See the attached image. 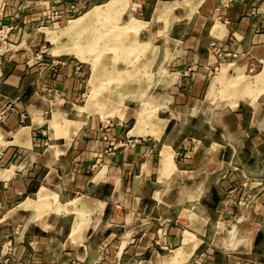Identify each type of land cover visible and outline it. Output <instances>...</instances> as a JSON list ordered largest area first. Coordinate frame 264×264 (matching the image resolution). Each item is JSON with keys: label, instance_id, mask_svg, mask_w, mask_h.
Here are the masks:
<instances>
[{"label": "crops", "instance_id": "crops-1", "mask_svg": "<svg viewBox=\"0 0 264 264\" xmlns=\"http://www.w3.org/2000/svg\"><path fill=\"white\" fill-rule=\"evenodd\" d=\"M104 1L0 0V27L14 26L9 42L17 48H0V264L10 243L12 262L21 264H189L198 256L208 264H264V189L252 186L253 198L237 205L246 193L237 191L238 180L250 173L228 172L264 146V89L256 106L250 96L232 104L208 94L215 67L225 72L217 90L227 68L234 77L264 64V0H129V17L149 23L140 38L157 49L154 96L140 102L158 106L154 115L141 111L145 126L134 115L135 84L125 85L129 96L104 118L95 107L108 99L76 112L91 93L85 61L52 52L28 62L27 48L41 45L46 29ZM161 67L171 75L168 86L156 84ZM193 119L210 124L199 128L207 136L190 135ZM191 144L193 168L180 169L177 150ZM166 182L175 183L169 197ZM169 206L176 215H166ZM205 244L219 248L199 255ZM184 245L196 248L172 262Z\"/></svg>", "mask_w": 264, "mask_h": 264}, {"label": "rangeland", "instance_id": "rangeland-1", "mask_svg": "<svg viewBox=\"0 0 264 264\" xmlns=\"http://www.w3.org/2000/svg\"><path fill=\"white\" fill-rule=\"evenodd\" d=\"M106 1L102 2L103 5H97V6L90 8L89 10L91 11L88 10L89 11V12L87 11L88 13L87 12L84 13L85 16L84 14H82L81 16L77 18H80L82 16L84 17L80 19H77V18L70 19V21L73 19H77L73 21L77 22V25H78L75 29H72L71 31H68L67 29L70 21L64 27L60 29H53L55 28L53 26L49 29H46V33L45 32L42 33L44 36H43V42L41 43V45L33 44L27 48V52L29 53L28 62L30 64H35L38 61L43 62L45 61L44 59H46V57L53 58L52 56L53 53L55 55H60L63 53L70 54V55L74 54L77 57H79L82 61H85L86 62V63L84 62L85 69H87L89 73V77L91 76L90 81H89V84L91 86V93L89 97L87 98L86 102L85 100H83L79 104L82 106L76 107V112L79 110V111H83L87 113L86 112L87 110L88 111L93 110V106H90L89 108V104L90 102L92 103V99L94 98H97V101H96L98 102L97 104L103 103L105 100L108 99L106 107L101 106V105H96L95 107L97 109L95 112L97 113L100 112L102 116L105 114L104 118L109 116V114L114 113L117 109H119L120 106L123 105L124 101L127 99V96H129L127 91L125 90V85H128V83L135 84V87L132 88L133 89L132 91L134 94L133 97L136 98V100L139 102L140 105H139V109L135 111L134 115L136 118V123L138 121V126H140L141 123H143L145 126L147 122H145L146 117L144 118L143 114H148L149 112H151L149 113V115H151L152 111L157 109V106H158L157 103L141 104L140 102V100L145 99V97H147L148 99H150L149 97L152 98L154 96L153 91L155 88L154 86L151 89L149 85L151 81L154 82V77H155L154 73L156 71L152 69L154 71L153 73L151 68H153V64L156 60L155 52L157 51V49H155L156 47L155 45L151 43L150 39L147 40L144 36H143V39H141L139 36L140 31H142L143 33V31H145V29L148 27L149 23L144 22L145 20H140L134 17H129L130 10L126 11L130 3L129 0H110L108 2ZM93 8L94 9L97 8V9L93 10ZM84 26L89 28L88 32L90 35H88L87 33H84V31L86 32V29H88L86 27L83 28ZM12 31L13 30H11L10 32ZM10 32H8L7 37L5 39L0 36V48H1V51L5 53L13 54L17 50V48H15L12 45V43L9 42ZM76 32H78V34H76ZM85 34H87L88 37H86ZM46 35L48 39L50 40L48 42L44 41V38L46 37ZM104 35H106L107 37L104 38L105 37ZM128 37L130 38L132 37V38L130 40L125 39ZM125 41L126 43L128 42L127 44H130L128 47H126L127 45L122 47ZM132 43L134 44L133 47H132ZM220 67L221 66L215 67V69H213V72L210 77L212 78L214 77L213 78L214 81L213 80L211 81L212 85L208 90V94L212 95V94L218 93L222 99L229 101L232 104L237 102L239 98L250 96V97H253L251 101L254 102L256 106L255 99L259 95L257 94V91H262L264 89V83L260 82L259 84L256 82L257 80L262 78L261 75L264 73V64H259V65L254 66L252 69H248L246 71V74L248 76L244 73V70L242 68H239L238 73L234 77H230L228 75L229 68H227V73H226L227 77L224 80V85L221 84V86H219L216 90L215 83L221 82L225 75V72H223L222 70H221L222 72H220V74L217 75L220 71V69H217V68H220ZM185 71L187 73L189 72L190 74L194 72V70H191V69L185 70ZM232 75H234L233 72H232ZM170 76L171 75L168 74L166 67H161L159 78L157 80L158 82H156V84L162 81L164 86H168L167 84L169 83L168 79L170 78ZM236 77L238 78V80H241V83H243L242 86L239 88L237 87V85H235L237 88L230 87L231 85L230 82L233 81L234 78ZM173 81H176V80H173ZM234 82L237 83L238 81L236 80ZM246 83L247 84L252 83V86L246 88L243 86ZM121 87H123L124 89V90L122 89L123 91L121 90ZM185 88H186V91H188L190 88V84H185ZM165 93L166 92H162L160 94V96L164 99V103H165L163 108H167L170 111V113H172L168 107V104L166 103L167 99H166V95H164ZM142 94L144 98L143 96H141ZM110 98L112 100L115 99L113 100L114 102L119 101L120 99L121 102L119 104H115V103L113 104V102L110 103L109 102ZM176 105L177 107L178 106L180 107L178 108L180 110L186 109V106H185L186 103H182L181 105H178V104ZM216 106L218 105L217 104L214 105V107ZM250 109L253 111L252 108ZM141 111H143V114L141 113ZM259 115H260V110L257 108L256 116L259 117ZM193 120L194 121L191 123V125L188 126V128L190 129L189 131L190 135L196 136V135H199V133L201 132L202 136H207L206 132L199 128L202 127L203 125L208 126L210 124L209 123L202 124V122L198 119L197 120L193 119ZM147 121H149L150 123L155 122L156 124H158L159 122L158 120H151V117ZM132 123H133L132 121H129L128 128L131 127ZM204 128L205 127H202V129ZM128 139H131V138H128ZM128 139L123 142L124 145L132 143V141ZM205 140L208 141V139H205ZM46 145L49 146V143H47ZM192 148H193V144L189 146L183 145L181 148L177 150V154L175 157H176L177 163L181 166L180 169L182 168L192 169L193 168L191 162H186V160L195 159L197 157V153H198L197 151L195 152L194 155L193 153H190L192 152ZM252 155L253 157H251L250 153H246L244 154V156H242L241 161L239 159H236L233 163L228 165V172H231V171L236 172V171H240L243 169V170L249 171L250 173L248 177L244 176L243 179L238 180L239 185H238L237 191L238 190H241L242 192L246 191V193L245 194L242 193L240 195L241 197H239L236 200L237 205L241 204L245 206L248 203V200H251L253 198L254 195L252 194V191H251L253 188L252 186H254V190L256 187H258L259 189H264V146L260 151L258 152L254 151ZM173 166H174V162L172 161V164L169 167H163V166L162 167L164 169L170 170L173 168ZM236 167H238V169H235ZM255 182H257L258 184L257 183L255 184ZM174 184L175 183H167V182L164 183L165 187L168 188L165 190V194H164L166 197H169V195L171 194L170 188ZM165 210H166L167 216L176 215L175 212L171 211L172 209L170 206L167 207ZM195 248L196 246L194 245H184L183 249L177 250V252H182L183 256L177 259L176 257L177 252H176V255L172 258V262L186 259L187 257L190 256L191 252H193ZM209 248L212 250L211 254H215V250L218 249L219 247L214 246V245L205 244L202 246V249L199 255L202 254V251L207 250ZM166 252L171 253L170 250L164 251V253ZM184 264H188V263H184ZM189 264H208V263L204 261V258L201 259V257L198 256L196 257L195 261Z\"/></svg>", "mask_w": 264, "mask_h": 264}, {"label": "bare ground", "instance_id": "bare-ground-1", "mask_svg": "<svg viewBox=\"0 0 264 264\" xmlns=\"http://www.w3.org/2000/svg\"><path fill=\"white\" fill-rule=\"evenodd\" d=\"M160 8H161V9H160ZM160 8L158 9V12H159V11H160V12H162V11L164 12V11H165V10L163 9L164 7H160ZM96 9H97V8H95V9L93 8V10H96ZM77 26H78V25H77V22L73 21V22H71V23L69 24V26H68L67 29H68V31H71L72 29H75ZM138 29H139V28H138ZM139 31H140V30H139ZM74 33H75V32H74ZM140 33H142V31H140ZM76 34H78V32H76ZM76 34H75V35H76ZM103 34H104V33H103ZM108 34H109V33H108ZM108 34H107V35H108ZM110 34H111V33H110ZM104 36H105V37H104ZM104 36H103L104 38L107 37L106 35H104ZM117 38H118V37H117ZM121 38H122V37H121ZM131 38H132V37H131ZM131 38H129V39L127 38V40H130ZM133 38H134V36H133ZM145 38H146L147 40L150 39L149 37H145ZM107 39H108V38H107ZM107 39H106V40H107ZM125 39H126V38H125ZM125 39H124V40H125ZM96 40H97V39H96ZM102 40H103V38H102ZM115 40H116V39H115ZM134 41H135V40H134ZM145 42H146V41H145ZM127 43H128V42H127ZM127 43H126V41H125V43H123L122 47H124V46H126V45H127L126 47H128L130 44H127ZM116 44H117V43H116ZM120 44H122V43H120ZM138 45H139V44H138ZM138 45H137V46H138ZM144 45H146V44H144ZM133 46H134V44L132 43V47H133ZM135 46H136V45H135ZM139 46H140V45H139ZM149 46H150V45H149ZM109 47H110V46H109ZM140 48H142V47H140ZM97 49H98V48H97ZM119 50H120V49H119ZM122 50H123V49H122ZM134 51H136V50H134ZM125 52H127V51H125ZM125 52H124V53H125ZM148 52H149V51H148ZM122 53H123V51H122ZM149 53H150V52H149ZM146 54H147V52H146ZM153 55H155V54H153ZM130 56H131V55H130ZM141 58H142V57H141ZM138 61H139V60H138ZM146 64H147V63H146ZM146 67H147V66H146ZM261 76H262V79H264V78H263V77H264V73H263ZM260 80H261V78H260ZM237 81H238V82H237L238 84H237L236 82H234V84L232 85L233 87H235V85H237L238 87L242 86L243 83H241V80H237ZM242 81H243V80H242ZM244 81H245V80H244ZM243 86H244V85H243ZM244 87H245V86H244ZM242 89H243V87H242ZM211 92H212V91H211ZM212 93H213V92H212ZM214 93H215V92H214ZM92 104H93V101H92V103L90 102V104H89V108H90V106H93ZM87 105H88V104H87ZM87 108H88V107H87Z\"/></svg>", "mask_w": 264, "mask_h": 264}, {"label": "built area", "instance_id": "built-area-1", "mask_svg": "<svg viewBox=\"0 0 264 264\" xmlns=\"http://www.w3.org/2000/svg\"><path fill=\"white\" fill-rule=\"evenodd\" d=\"M55 15H57V14L55 13ZM13 29H14L13 25H6V24L2 25L0 27V36L5 39L7 37L8 32H10ZM11 246H12V244L10 243L7 247V250H6L7 252L5 253V257L3 259V264H21L18 262H15V263L12 262V259H11L12 247Z\"/></svg>", "mask_w": 264, "mask_h": 264}]
</instances>
